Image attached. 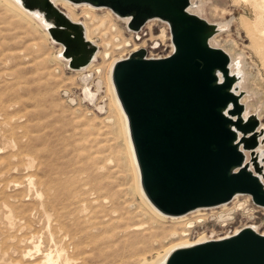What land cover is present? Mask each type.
<instances>
[{
	"label": "rangeland",
	"instance_id": "rangeland-1",
	"mask_svg": "<svg viewBox=\"0 0 264 264\" xmlns=\"http://www.w3.org/2000/svg\"><path fill=\"white\" fill-rule=\"evenodd\" d=\"M203 1L206 4L204 15L206 18L212 22L226 23L229 25L227 31L217 39L220 46L225 49H230L232 43L236 42L239 45L237 55L245 57L253 67L255 63L256 67L253 72L257 76L260 71L264 79L262 62L253 50V43L250 40V36H248L241 25V18L246 17L243 20H248L252 24H260L264 28V1ZM217 1L227 11L225 18L213 19L210 15V9L213 3H217ZM3 4L10 8L5 3ZM60 8L67 12L68 7L60 6ZM72 11L76 18H73L74 20L90 23L92 28L99 29L100 32L94 33L93 37L90 36L92 39L98 40L99 45L102 42L100 38L101 34L107 32L106 35L109 39L111 34L120 33L121 31L120 35L117 33L112 37V43L114 45L117 44V47L112 48V44H106L108 50L104 56L106 63L107 61L111 63L112 59L123 55L124 57L129 56L134 49L145 47V43L134 45L132 42V34L127 31L126 23L121 19L115 18V20L108 12H104V10L93 12V17L85 15L82 10L72 9ZM0 13L1 18H6L3 15V11H0ZM31 24L37 31L31 28ZM3 27L5 26L0 25V28ZM148 27H152L154 35L157 36L160 35L159 30L163 26L159 22H154ZM14 28L16 29L6 33H0V89L1 87L4 88V83H19L22 88L24 87L23 91L26 93V99L23 98V101L28 106L27 110L22 107L21 111L18 108L15 110L20 113H17L16 116L23 117L21 118L22 121L20 120L22 123L15 120V113L13 114V111L10 112L13 114L12 118L14 119L11 122L10 128L7 129L4 127L2 124L3 119H0V150L3 152L0 156L9 155L12 149L11 145L7 144L2 138L3 136L8 137V135L12 136V133L8 132V134L6 129L10 131L14 125L18 126H15L16 128L13 127L15 128V140L17 142L23 141L22 144L26 143L25 145H28L27 149H32L33 153L35 152L34 157L37 161V172H39L37 178L42 180L46 179V181L49 180V190L46 187V190H43V202L47 205L45 210L53 214H51L53 218L51 228H53V233L56 234V245L50 242L47 235V221L41 216L43 211L39 208L37 197L34 193H30L29 195V182L27 178L31 175V172L28 173L26 171L27 169L25 167L27 168V165L25 164V166L23 164L21 167H18L15 173L12 168L16 167L17 162H14V166H8L7 160L3 161L0 157V264H35L41 262L42 255L35 253L32 245L26 251L31 250L33 255L27 258L23 257L22 259V251L25 248L22 241L27 240L28 243L32 242L33 237H43V254L48 253L50 248L55 250L56 247L62 246L67 249L69 256L73 258V263L77 262L76 264H138L145 259L147 261L156 257L158 254L164 253L163 251L166 248H171L178 244V242L183 243L194 238L199 239L204 235L208 237L212 230L217 231L216 237H223L234 233L246 223L253 222V224L261 226L263 228H261V231H264V209L257 207L249 196L250 198H239L240 202L232 203L226 208L209 213V216H217L218 213H225L227 208L236 210L233 220L228 222L226 226L220 224L214 218H209L205 222L192 220L187 225V230H190V232H185L184 235L175 234L169 238L167 233L171 223H165L155 217L160 223L150 221V218L144 212V208L146 209V207L141 204L137 189L134 190L135 182L133 181V177L135 175L134 172H131L133 168L131 167L132 169H130L131 162L129 166L131 159L127 161L130 156L127 153L128 148L124 133H122L123 129H121V119L119 118L117 109L112 105L113 103L111 102V105L118 117L121 128L120 126L109 124V122L114 123V119L112 121L106 119L107 116L112 115L109 108L107 109V113L106 111L103 113L82 100L81 91L83 84L80 79L83 74L81 73V76L76 75L75 72L69 71L61 63L62 66L56 64L55 57L57 58L61 47L53 45L50 39L48 40L45 36L43 33L45 31L41 27L40 30L34 23L28 20V23L17 22ZM164 37L165 33L162 31L160 38L164 40ZM160 38L154 37L153 39ZM123 39L124 42L122 43ZM151 47L152 45H148L146 48L148 50V56L164 55L165 52L163 49L155 50ZM59 48L60 51L58 52ZM101 63L102 59L99 64ZM110 63L109 65H105L106 69L109 68ZM99 64L97 65L99 66ZM91 73L94 74L95 72L92 71ZM107 73L108 70L106 72V80ZM75 76L78 77L76 78ZM94 76L95 80H100V77H97L96 73ZM106 86L107 88H105V92L103 91L101 93L97 105L109 102L108 98L110 94L107 92L108 84ZM250 88L256 96L249 104L256 107L254 111L260 109L262 123L264 124V82L259 78L256 85L251 84ZM37 95H40L42 98ZM22 132H28L29 138H25L26 140L22 139ZM92 164L94 168L96 167L95 173L81 171V167L86 165L91 166ZM1 165L3 166L1 167ZM2 171L4 172L2 173ZM79 174L80 177L78 176ZM65 177H68V179ZM61 179H63V182ZM67 180L69 181L68 183ZM42 188L44 189V187ZM19 189L23 190L20 191ZM2 190L5 191V196L14 197V193L15 195L20 194L19 196L30 207L27 210H32L30 214H33L34 217L32 216L31 224L17 225L11 229L12 226L9 225L10 221L6 218L8 210H5L6 208H3L4 206L2 204L5 198L1 194ZM57 194L58 197L62 195L60 199L55 196ZM54 200L59 201L56 202ZM248 206L253 209L249 215L245 213V211H249ZM84 208L88 213L85 212ZM119 210L120 212H118ZM83 211L86 214H83ZM250 215L255 220H251ZM143 223H147L153 230L148 231L146 228L147 231H133L132 233L128 232L129 230H125V227L130 226V224L132 226L142 225ZM158 223L160 225L162 223L163 225L160 226ZM193 227H195L194 230H192ZM124 232L127 234L124 235ZM153 234L155 236H152ZM138 235L140 236L138 237ZM143 240L147 242V245ZM143 242L144 244H142ZM79 243L82 244L81 247L84 250L81 251L86 254H74L76 249L72 246L74 244L79 245ZM135 246H139V249ZM131 252L133 253L131 254Z\"/></svg>",
	"mask_w": 264,
	"mask_h": 264
},
{
	"label": "water",
	"instance_id": "water-1",
	"mask_svg": "<svg viewBox=\"0 0 264 264\" xmlns=\"http://www.w3.org/2000/svg\"><path fill=\"white\" fill-rule=\"evenodd\" d=\"M110 9L140 31L154 19L170 26L173 53L148 57L145 49L118 61L112 73L127 116L141 187L162 214L180 217L230 204L248 195L264 208V129L246 116L232 59L211 45L219 27L189 11L192 0H68ZM52 24L69 68L79 70L98 47L52 0H22ZM246 152L250 154L247 161ZM165 264H264V234L251 227L220 240L175 250Z\"/></svg>",
	"mask_w": 264,
	"mask_h": 264
},
{
	"label": "bare ground",
	"instance_id": "bare-ground-1",
	"mask_svg": "<svg viewBox=\"0 0 264 264\" xmlns=\"http://www.w3.org/2000/svg\"><path fill=\"white\" fill-rule=\"evenodd\" d=\"M262 1H264V0H262ZM1 2L5 3L10 8H8L7 6H5ZM1 2H0V6L2 7V9L0 7V11H3L4 12L3 15L6 16V18H1L0 17V25L5 26L3 28H0V33H6V32H9L11 30H14V29H16V28H14V26H15V24L17 25V22H19V23L20 22L21 23H25V22L28 23V20L31 21V23H34L36 25V27H38L39 29L41 27L45 31V32H43V31L42 32L45 34V36L48 38V40L50 39V41H51V43L53 45H56V46L61 47V51H60V48L58 49V52L59 51L60 52L58 53L57 58L55 57V59L57 61L56 64H59V65L62 64L64 67H67V69L69 71L75 72L76 75L81 76V73L83 74L82 77H81V79H80L81 80V83L83 84V89L81 91L82 100L85 101V103H88L89 105L94 106L95 108H97L99 111H101L103 113H105V111L107 113V109L109 108V110L112 113V115L107 116V118L106 117L105 118L106 119H109V121H112L114 119V123L108 121L109 124L110 125L114 124V125H116V126L119 127L120 124H119L118 117H117L114 109L112 108V105L115 106V108L118 111L117 113L119 115V118L121 119L122 128H121V126H120V128L123 129V132L122 133H124L125 140H126V144H127V148H128V150H127L128 152L127 151L126 152L129 153V156H130V158H128L127 161H129V159H131V161H129V166H130V162H131L132 164L130 166V169L133 168V170L131 172H134V175H135L134 177L132 175L133 181L135 182L134 184L136 185V186L134 185V190L137 189L138 196L141 199L140 202H141V204L144 207H146V209L144 208V212L146 213V215H148V217L150 218V221H152V222H155L156 221V222H159V223H160V221H163L165 223H167V222L171 223L170 229H169V231L167 233V236H169V238H170V237H172L175 234H177V235L183 234L184 235L185 232H190V230H187V225L192 220H194L196 222L197 221H203V222H205L209 218H214L215 220H217L220 224H222L224 226H226L228 222H230L231 220H233L234 213L236 212V210H233L232 208H227L225 210V213H218L217 216H212V215L209 216V213H214L213 211H216V210H219V209H222V208H226V207L230 206L232 203L235 204L237 202H240L239 198H242V197H248V198H250L249 196L238 195V196H236L234 198V200L230 204H225V205H222V206H220L218 208L198 209V210H196V211H194V212H192L190 214H187V215H184V216H180V217H172V216H167V215L162 214L158 209H156L151 204V202L146 197V195H145V193H144V191H143V189L141 187V175H140L139 167H138V164H137V161H136V157H135V153H134V149H133V144H132V141H131V137H130L128 119H127V116H126V114H125V112H124V110H123V108L121 106V103H120V101H119V99L117 97V94H116V91H115V87H114V84H113V81H112V73H113V68H114L115 64L118 61L125 59L128 55L126 57H124V55H123L121 57L112 59L111 63L109 61H107V63H106L105 62L106 60L104 61V56L108 52V50L106 48L107 47L106 44L107 43H109V45L112 44V48L117 47L118 46L117 44H116L117 45L116 46V45H114L112 43V37L114 35H116L117 33H118V35H120L121 31H120V33L117 32L116 34L115 33L114 34H111L109 39H108V36L106 35L107 32L101 34L100 38H101L102 42L100 43V45H101L100 46L98 40H96V39L94 40V39H92L90 37V36L93 37L94 33L100 32L99 29L98 28H92L91 25H90V23H87V22L85 23L84 21H76V20H74L76 18L74 16V12L72 11V9L73 10H82V12L85 13V15H87L89 17H93V14H92L93 12H98L100 10H104V12H108L109 15H111L114 19L116 18V19L123 20L126 23V25H128V23L130 22V19L129 18H120L117 15L115 16V14H113L111 12V10L110 9H107V8H97V7H94V6L89 5V4H74V3H72V2H70L68 0H52L53 4L57 8H59L61 11H63L69 17V19H71V21H73L75 23H80V24H82L84 26L86 38L98 47V51L96 52L93 61L87 67H84V68L79 69V70H74V69H70L69 68V61L65 58V55H64V53H65L64 46L62 44L56 43L52 39V36H51V34L49 32V29L52 27V24L45 19L44 15L42 13H40L39 11H30L28 9H25L24 6H23L22 0H1ZM60 6L61 7H63V6L68 7L67 8V12L68 13L65 12L63 9H61ZM205 6H206V4H205V2L203 0H192L191 7H190L189 11L191 13H193V14H196V15H198V16L206 19L210 23L216 24L219 27L220 31L212 38L211 45L214 46V47H217L219 49L224 50L231 57V59H232V72L238 74L240 76V78H241L240 81H239V83L237 84L239 86V91L240 92L241 91H244L246 93L243 96L242 100H241L242 103L246 107V116L245 117L247 118V117H249L252 114H256L257 117H258V119L261 122V127L264 129V124L262 123V118H261L262 116H261L260 109H258L257 111H254V109L256 107L254 105H250L249 104V102L252 99H254L255 96H256L255 93L250 88L251 84L256 85V83L259 80V78H260L261 81L264 82V79L261 76V72L259 71V73L257 75L258 77H257L256 74L253 72V70L256 67L255 63H254V67H253L252 65H250L248 63V61L245 59V57H242L241 55H237L238 49H239V45L236 42H233L232 43L230 49H225V48H223V47L220 46V44L217 42V39H218V37L221 34H223L224 32L227 31V29L229 28V25L226 24V23L212 22L208 18H206L204 16L205 15ZM226 13H227V11H225L223 9V7L218 3V1H217V3H213V6L210 9V15H211V17L213 19L225 18L226 17ZM244 18H246V17H242L241 18V25H242L243 29L247 32L248 36H250V38H251L250 40L253 43V50L258 55V58L262 62V66L264 68V28H262L260 24H252V22L250 23L248 20H243ZM157 20H160V19L151 20L150 22H148L147 26L151 25V23H154ZM29 24H30V22H29ZM31 28L33 30L37 31V29L34 26H32V24H31ZM129 32L132 33V31H129ZM123 42H124V39L122 40V43ZM101 47L103 48V51H102V48ZM141 49H145V48H141ZM137 50H139V48L138 49H134L131 52H134V51H137ZM107 58H109V57L107 56ZM101 59H102V63L99 64V62H100ZM109 63H110V66H109L108 69H106L105 65H109ZM97 64H99V66ZM59 65H57V66H59ZM60 70H61V68H60ZM107 70H108V73H107V80H106V72H107ZM90 71L91 72L94 71L96 73L97 77H100V80L99 79L95 80V76H94L95 73L93 74ZM75 77L77 78L78 76H75ZM75 77H74V79H75ZM0 79H1V76H0ZM93 82H94V84H93ZM103 82H104V84H103ZM105 82H106V84H108V90L109 91L107 90V92L110 94V97L111 98L110 97L108 98L106 96V98H108L109 102L108 103H104V104L97 105V102L99 100V97H100L101 93H103V91L105 92V88H107ZM95 87H96V89H95ZM23 88H22V86L19 83L12 82V83H7V84L4 83V88L1 87V89H0V119L1 120L3 119L2 124L7 129L10 128L11 122L14 120L12 118V115L14 113H15V120H17L18 122L22 123L21 122L22 121L21 118H23V117L16 116V114L19 113V112L15 111V110L17 108L19 109V111H21L22 108H24L25 110H27V106L28 105H26L24 103V101H23L24 100L23 98L26 97V93H24ZM40 95H37V96H40ZM41 96H43V95H41ZM40 97H38V98H40ZM30 99H32V98L30 97ZM35 100L37 101V99H35ZM104 102H106V101H104ZM111 102L113 103L112 105H111ZM30 103H32V102H30ZM12 111H13V114L10 113ZM1 116H2V118H1ZM103 120H104V118H103ZM15 126L16 125H14L13 127H15ZM13 127H12V129H10V131H7V129H6V132L7 133L8 132H11L12 133V136H9L8 135V137H5V136L2 137L7 144L11 145V147H12L11 153L9 155L3 156V157L0 156V157H1V159L3 161H6L7 160L8 166L9 165L10 166L11 165L14 166V162H17L16 167H13L12 168V170H14L15 173H16L18 167H21L23 164L24 165L25 164L27 165V168L25 167V169H27L26 171L28 173L31 172V175H29V177L26 176V177H28L27 179H28V182H29V189H28L29 195H30V193H34L35 196L37 197V200L39 201V208L43 211V214L41 216H43L46 219V220L45 219L44 220L47 221V223H46L47 224V228H46L47 231L46 232H48L47 235H48V237L50 239V242L52 244L54 243L56 245V243H55V238H56L55 235L56 234L53 233V228H51L52 227V219H53L52 218V215L53 214L52 213H48V211L45 210L47 208V205L44 204V202H43V197H44L43 190H46L45 187L46 188L49 187V182H48L49 180L46 181V179L42 180V179H38L37 178V174L39 172H37L38 171L37 170L38 169V166L36 165L37 164V161H36V158L34 157L35 152L33 153L32 149H30V150L27 149L28 145H25L26 143L22 144L23 141L17 142L15 140V138H14L15 128L18 127V126H16L15 128H13ZM22 134H23L21 136L22 139H25V138L28 139L29 138L28 132H26V133L22 132ZM2 154H3V152L0 150V155H2ZM259 154H260V156H259L260 159H262L264 157V144H261V146L259 148ZM246 156H247V161H250V154L248 152H246ZM2 166L3 165H1V167ZM102 170H103V168H102ZM81 171L95 173L96 172V167L94 168L93 164L91 166L90 165H86V166L81 167ZM100 171H101V169H100ZM3 172L4 171H2V173ZM40 172H41V170H40ZM76 173H78V172H76ZM8 175H9V173H8ZM11 176H12V173H11ZM78 176L80 177V174ZM2 177H3V175H2ZM134 178H135V180H134ZM66 179H68V177ZM66 179H65V181H66ZM61 180L63 182V179H61ZM61 180H59V181L61 182ZM74 180H75V178H74ZM71 181H73V180H71ZM68 182L69 181L67 180V183ZM0 184H1V182H0ZM73 184H72V186H73ZM69 185H71V184L69 183ZM59 186H60V184H59ZM42 187H44V189ZM49 188H48V190H49ZM56 188H57V186H56ZM8 189H9V185H8ZM53 189H54V187H53ZM64 189H66V188H64ZM14 190H16V189H14ZM19 190L21 191L23 189H19ZM68 190H71V189H68ZM66 192H67V190H66ZM45 193H47V192H45ZM1 194L3 195V197L6 195L5 194V191H3V190H2V193ZM19 195H20L19 193H18V195H15V193H14V197H12V196H5V198L3 199L4 202L2 203L3 206H4L3 208H6L5 210H8V214H7L6 218L10 221L9 222V225L12 226L11 229H13L14 227H16L17 225L21 226L22 224H29L32 221L33 214H30V212L32 210H27V208H30V207L27 206L26 202ZM55 196L58 197V194L55 195ZM60 197H58V198L60 199ZM45 198H47V197H45ZM54 201L57 202L59 200H54ZM37 205H38V203H37ZM50 205H52V204L50 203ZM55 205H56V203H55ZM248 208H249V211H247V212L245 211V213L247 215H249L251 213V211L253 210V209L250 208V206H248ZM84 210H85V208H84ZM15 212H16V216H15ZM85 212H86V210H85ZM85 212L83 214L88 213V212H86V213ZM118 212H120V210ZM124 217H123V220H124ZM154 217L157 218V219H159L160 221L156 220ZM14 218H15V220H14ZM250 218H251V220H255V219H252V218H254V217H252V215H250ZM57 222H55V223H57ZM127 223H128V221H127ZM159 223H158V225H160ZM161 225H163V224L161 223ZM58 226H59V224H58ZM160 226H158V227H160ZM195 227H193L192 230H194ZM247 227H251L254 230H256L257 232H259L261 234H264V231H261V228H262L261 226H257V224H253V222H251V223H246L243 227L237 229L234 233L228 234L224 238L231 237V236L239 233L242 229L247 228ZM146 228H147L148 231L153 230V228H150L147 223H143L142 225H139L138 224V225H132V226L130 224V226H128V227L126 226L125 227V230H129L128 232H131V233L133 231H143L144 232V231H147ZM160 228H162V227H160ZM22 230H23V228H22ZM153 233H154V231H153ZM210 233L211 234L208 237H207V235H204V236L200 237L199 239L194 238V239H191L190 241H187V242H183V243L182 242L181 243L178 242V244H176L175 246H172L171 248H166L163 251L164 253H162L160 255L158 254L156 257H154V258H152L150 260H147V261H145L146 260L145 259L144 261H141L138 264H165L166 261L168 260V258L170 257V255L175 250H177L179 248L190 247V246H193V245H196V244H200V243H204V242H208V241H211V240L224 239V238H220V237L219 238H216L217 231H215V230H212ZM125 234H127V233L124 232V235ZM140 235L142 236V234H140ZM140 235H138V237ZM130 236H132V235H130ZM152 236H155V235L153 234ZM147 238H149V237H147ZM140 239H142V238L140 237ZM22 242L25 245V248L22 251V255H23L22 256V259H23V257L24 258H27V257H31L33 255V253H32L31 250L26 251V249H29L30 246L32 245L35 253H37L39 255H42V258L40 259L41 262L35 263L33 261L35 264H71V263H73V258H71L69 256L67 249H65L62 246L56 247L55 250H53V249L50 248V250H48V253L43 254L44 253L43 252L44 241H43V237L42 236L41 237H37V238L33 237L32 238V242H29V243H28L27 240H23ZM144 242H146V241H144ZM144 242L142 244H144ZM145 244L147 245V242ZM148 244H149V241H148ZM81 245L82 244L79 243V245L74 244L72 246V247H74L76 249V252L75 253L73 252L74 254H77V255H84V254H86L85 252H82L81 251V250H83L82 247H81ZM135 247H137V246H135ZM140 249H142V248L140 247ZM147 249H149V248H147ZM133 252H131V254ZM73 253H71V254H73ZM129 257L130 256L128 255V258ZM131 259H132V257H131ZM74 262H76V261H74ZM76 263H73V264H76ZM10 264H13V263H10ZM17 264H19V263H17Z\"/></svg>",
	"mask_w": 264,
	"mask_h": 264
},
{
	"label": "built area",
	"instance_id": "built-area-1",
	"mask_svg": "<svg viewBox=\"0 0 264 264\" xmlns=\"http://www.w3.org/2000/svg\"><path fill=\"white\" fill-rule=\"evenodd\" d=\"M156 22H159L163 27L159 30L160 31V35L155 36L154 35V30L152 29V27H148L147 24L138 32H130L132 34V42L133 44H142L145 43V50L147 51V55H148V50L146 49L148 45H152V47L155 50H160L163 49V51L165 52L164 55H154V56H148L151 58H157V59H162V58H166L169 57L173 51H174V46L172 43V36H171V31H170V26L167 22L162 21V20H157ZM154 25V24H153ZM152 25V26H153ZM128 31V29H127ZM162 31H164L165 33V39L162 40L160 37L162 35ZM129 32V31H128ZM154 37L156 38H160V39H153ZM151 47V48H152ZM133 53V52H131ZM259 207V206H257ZM261 208V207H259ZM264 209V208H263ZM226 236L220 237V238H224ZM219 238V237H216Z\"/></svg>",
	"mask_w": 264,
	"mask_h": 264
},
{
	"label": "flooded vegetation",
	"instance_id": "flooded-vegetation-1",
	"mask_svg": "<svg viewBox=\"0 0 264 264\" xmlns=\"http://www.w3.org/2000/svg\"><path fill=\"white\" fill-rule=\"evenodd\" d=\"M243 204V203H242Z\"/></svg>",
	"mask_w": 264,
	"mask_h": 264
}]
</instances>
